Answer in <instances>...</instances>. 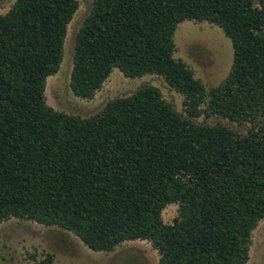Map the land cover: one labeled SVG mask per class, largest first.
<instances>
[{"label":"trees","instance_id":"obj_1","mask_svg":"<svg viewBox=\"0 0 264 264\" xmlns=\"http://www.w3.org/2000/svg\"><path fill=\"white\" fill-rule=\"evenodd\" d=\"M78 0H16L0 15V225L57 227L94 252L148 241L160 264H247L264 220V0H93L70 87L91 100L114 70L153 85L83 118L47 103ZM185 21L232 41L228 76L207 89L175 57ZM216 115L222 122H197ZM179 206L172 224L163 220ZM48 255L41 264H52Z\"/></svg>","mask_w":264,"mask_h":264},{"label":"rangeland","instance_id":"obj_2","mask_svg":"<svg viewBox=\"0 0 264 264\" xmlns=\"http://www.w3.org/2000/svg\"><path fill=\"white\" fill-rule=\"evenodd\" d=\"M79 9L68 27L64 61L59 72L47 80V103L57 111L83 118L102 111L107 102L134 94L143 85L158 87L176 111L185 115L184 96L172 90L163 78L155 75L140 79L126 78L118 69L105 81L91 100L73 93L70 82L77 34L93 7V0H78ZM16 0H0V15L6 14ZM175 57L183 60L195 77L210 89L222 83L233 64L232 41L217 26L207 22L185 21L175 35ZM197 122L214 125L222 122L245 132L252 124L239 126L216 115L202 116ZM179 214L178 205L163 212V220L172 224ZM250 260L247 264H264V220L253 232ZM48 255L52 264H160V255L148 241L126 242L113 252H94L74 234L32 221L12 219L0 225V264H41Z\"/></svg>","mask_w":264,"mask_h":264}]
</instances>
